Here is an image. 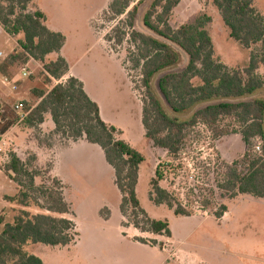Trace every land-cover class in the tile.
<instances>
[{"label":"trees","instance_id":"obj_1","mask_svg":"<svg viewBox=\"0 0 264 264\" xmlns=\"http://www.w3.org/2000/svg\"><path fill=\"white\" fill-rule=\"evenodd\" d=\"M35 1L0 0V26L10 37L21 35L17 49L0 61V74L8 75L16 64L32 59L43 65V76L49 83L68 73L62 57L45 61L47 56L60 53L65 37L46 27L43 12L29 8H34ZM147 1L112 0L108 7L110 19L123 15L126 19L108 39L121 45L129 38L133 51L129 52L128 61L133 69L139 70L144 90L141 123L145 138L166 151L170 159L169 163L157 165L150 181L149 200L155 206L168 207L175 216H192L189 201L197 187L188 185V192L180 194L161 187L160 182L168 172L176 176L182 172L183 156L193 143L191 135L199 137L202 133L198 127L214 139L228 134L218 126L224 118H231L239 125L245 151L231 163L217 159L216 188L230 200L238 195L264 199V99L252 98L264 87V77L257 74L264 66V16L255 9L256 0H213L230 38L244 49L255 48L241 70H229L214 57L206 28L211 18L207 15H200L177 29L170 26L169 19L180 0H150L141 20L152 35L136 30L141 6ZM182 55L187 59L183 67ZM33 92L39 102L33 108L26 105V111L30 109V112L22 124L36 128L48 114L54 134L98 146L113 170L114 184L121 196L119 210L127 220L123 226H132L155 237L171 238L168 221L150 218L138 200L136 187L143 155L120 138L121 130L102 120L99 106L87 96L82 82L69 77L48 91L34 89ZM195 139L194 142L199 140ZM34 160L32 157L25 162L10 152L8 162L1 168L17 191L13 196H4V200L22 208L34 205L44 212L32 214L21 209L11 223L3 225L0 264H43L35 255L26 253L24 246L67 247L79 236L70 217V205L63 196V184L53 178L50 185H37L41 171L33 165ZM186 180L188 184V176ZM196 198L195 203L202 208L210 206V196ZM226 212L227 207L220 205L213 216L220 221ZM135 240L158 245L156 239L135 237Z\"/></svg>","mask_w":264,"mask_h":264},{"label":"rangeland","instance_id":"obj_2","mask_svg":"<svg viewBox=\"0 0 264 264\" xmlns=\"http://www.w3.org/2000/svg\"><path fill=\"white\" fill-rule=\"evenodd\" d=\"M111 1L36 0L34 8L46 15L49 29L61 32L66 38L62 50L67 63L85 90L96 99L104 121L121 130L120 138L143 155L136 194L150 218L168 221L169 244L163 238L123 226L127 220L119 210L121 196L114 184L113 170L101 149L82 140L72 142L54 134V125L46 114L44 123L36 128H27L22 123L15 125V121L0 127V133H7L8 141V146L0 153V169L8 162L10 152L25 162L34 157L33 165L41 171L37 185H50L53 178L63 184V196L70 205V217L79 236L67 247L28 244L24 251L38 257L43 264H264V200L250 195H238L232 200L224 198L214 181L218 158L231 163L245 151L240 127L233 119L220 120L219 128L228 134L217 139L198 127L202 133L199 137L191 135L193 143L183 156L182 172L177 176L168 172L166 179L160 182L161 187L180 194L188 192V185L197 187L189 201L192 216H175L168 207L155 206L149 200L150 181L157 165L169 163L170 159L166 151L145 138L141 123L144 90L139 70L133 69L128 61L129 52L133 51L129 38L126 37L121 45L108 39L114 36V28L126 19L125 15L110 19L108 7ZM149 3L150 0L141 6L135 27L141 33L152 35L141 20ZM254 7L264 16V0H256ZM29 8L34 10L33 6ZM200 15L211 18L206 28L214 57L229 70L243 69L255 48L244 49L230 38L213 0H180L169 24L177 29ZM19 37L21 35L11 38L17 43ZM5 49L9 50L8 47ZM8 54L9 51H2L0 61ZM58 55L51 54L45 61H54ZM186 61V56L182 55V67ZM23 70L27 73L25 78H22ZM257 74L264 77V66ZM7 76L16 81L17 88L0 91V104L21 102L25 108L26 105L33 108L39 102L34 89L48 91L65 82L64 78L46 82L43 65L32 59L16 64ZM252 98L264 99V87ZM6 113L10 117L13 115L9 106ZM195 138L199 140L194 142ZM16 192V185L1 171L0 217L3 223L0 232L21 209L32 214L44 212L34 205L9 208L3 197L13 196ZM198 192L207 198L210 196V206L202 208L195 203L196 197L200 196ZM220 205L229 210L228 218L222 223L213 216ZM135 237L156 239L158 245L141 244Z\"/></svg>","mask_w":264,"mask_h":264},{"label":"built area","instance_id":"obj_3","mask_svg":"<svg viewBox=\"0 0 264 264\" xmlns=\"http://www.w3.org/2000/svg\"><path fill=\"white\" fill-rule=\"evenodd\" d=\"M2 53H0V57ZM22 78L27 77L25 70L22 71ZM60 80V79H59ZM61 84V83H60ZM16 81L7 75L0 74V90H16ZM7 106H9L10 112L13 114L12 117L8 116ZM30 109L26 111L25 106L21 102H16L13 105L0 104V127L2 125H11L15 121L16 124L22 123L28 116ZM8 146L7 133H0V153H3L5 148Z\"/></svg>","mask_w":264,"mask_h":264},{"label":"crops","instance_id":"obj_4","mask_svg":"<svg viewBox=\"0 0 264 264\" xmlns=\"http://www.w3.org/2000/svg\"><path fill=\"white\" fill-rule=\"evenodd\" d=\"M35 9V8H34ZM42 12V11H41ZM45 15V14H44ZM45 17H46V15H45ZM47 22V17H46V21H45V25L47 24L46 23ZM46 27L48 28V26L46 25ZM49 29V28H48ZM49 30H51V31H53V32H58V33H61V32H59V31H57V30H52V29H49ZM62 34V33H61ZM63 35V34H62ZM64 36V35H63ZM20 38V37H19ZM66 39V38H65ZM2 41H3V44H2ZM14 41H13V38H11L8 34H6V32L0 27V53H2V51H4V52H7V51H9V54L10 53H12L14 50H15V48L17 47V43H14ZM5 47H8L9 48V50L8 49H5ZM64 47V46H63ZM63 47H62V49H63ZM60 50V53H59V55L58 56H60V57H62L65 61H66V63H67V60H66V58H65V56H64V54H63V50ZM8 54V55H9ZM7 55V56H8ZM6 56V57H7ZM5 57V58H6ZM4 60V59H3ZM32 61H34V60H32ZM67 65H68V73L66 74V76L64 77V80L66 81V79H68L69 77H74V78H76V79H78L79 81H81L80 79H79V77H77L73 72H72V70H71V67L69 66V64L67 63ZM68 76V77H67ZM82 82V81H81ZM83 84V83H82ZM84 86V85H83ZM84 90H85V88H84ZM0 91H3V90H0ZM85 93L87 94V96L93 101V102H95L97 105H98V103L96 102V99L95 98H93L91 95H90V93L88 92V91H86L85 90ZM99 106V105H98ZM99 109H100V107H99ZM100 116H101V118H102V120L104 121L105 119H104V117H103V115L101 114V109H100ZM54 130V129H53ZM72 141V140H71ZM79 141V140H78ZM81 141V140H80ZM82 141H85V140H82ZM73 142V141H72ZM77 142V141H76ZM86 142V141H85ZM88 143V142H87ZM2 170L0 169V172H1ZM7 178V177H6ZM8 179V178H7ZM10 181V180H9ZM239 198V197H238ZM236 200V199H235ZM234 200V201H235ZM264 200V199H263ZM3 201L4 202H6L5 200H4V197H3ZM7 203V202H6ZM7 204H9V203H7ZM10 205V207L9 208H13V205H11V204H9ZM228 214H229V210H228V208H227V212L223 215V217L220 219V223H222L224 220H226L227 218H228ZM159 238H163V239H165L166 241H168V244H169V240H170V238H164V237H159Z\"/></svg>","mask_w":264,"mask_h":264}]
</instances>
